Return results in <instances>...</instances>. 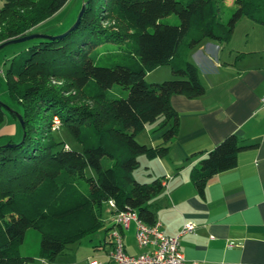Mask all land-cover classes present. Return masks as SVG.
Wrapping results in <instances>:
<instances>
[{"label": "trees", "instance_id": "16d2710c", "mask_svg": "<svg viewBox=\"0 0 264 264\" xmlns=\"http://www.w3.org/2000/svg\"><path fill=\"white\" fill-rule=\"evenodd\" d=\"M66 2L2 0L0 43L32 33L48 34L32 30ZM83 3L73 29L53 39L27 40L9 60L4 75L10 96L19 105L18 112H11L16 118L20 114L23 124L17 141L0 135V264L32 260L20 256L16 246L30 225L41 231V256L52 260L68 242L104 226L103 207H109L111 199L116 208L110 212L130 209L153 223L151 201L162 190V179L140 182L132 172L139 166L138 156L168 153L178 124L170 96L197 97L204 92L190 51L205 39L226 41L241 17L264 24V0H233L226 11L223 0ZM172 13L177 23L162 21ZM110 42L123 43L138 62L96 64L94 47ZM162 65L170 67L172 77L148 81L147 73ZM114 86L118 88L113 90ZM84 97L91 103L81 102ZM4 110L0 102V125ZM54 116L81 143L80 148L54 139L50 132ZM160 119L158 129L167 128L159 143L136 139L146 125ZM241 148L237 136L229 134L199 155L191 173L199 193L214 174L236 166ZM86 168L92 172L89 176L84 175ZM75 178L86 184L84 193L74 188Z\"/></svg>", "mask_w": 264, "mask_h": 264}, {"label": "crops", "instance_id": "0c3cea01", "mask_svg": "<svg viewBox=\"0 0 264 264\" xmlns=\"http://www.w3.org/2000/svg\"><path fill=\"white\" fill-rule=\"evenodd\" d=\"M189 58L204 92L197 97L170 96L178 124L168 153L144 160L146 180L161 178L163 184L151 201L155 219L167 235L176 234L186 221L195 223L193 232L180 237L188 263L264 264V24L241 17L226 41L205 39ZM171 77L169 67L161 78ZM161 120L146 125L143 143L161 141L167 128L158 129ZM229 134H235L242 147L236 166L214 174L199 193L191 179L193 167ZM111 214L105 207L102 236L92 246L94 256L85 257L88 264L91 259L115 264L108 241L113 229L121 233L126 253L143 251L136 244L134 222L122 228L112 222ZM39 258V264H51Z\"/></svg>", "mask_w": 264, "mask_h": 264}, {"label": "rangeland", "instance_id": "374dc122", "mask_svg": "<svg viewBox=\"0 0 264 264\" xmlns=\"http://www.w3.org/2000/svg\"><path fill=\"white\" fill-rule=\"evenodd\" d=\"M83 4V0H67L63 8L58 11L56 14L51 16L46 21L42 22L32 31L35 32H46L48 34L57 35L59 33L65 32L67 28H70L74 23L77 14ZM233 5V0H223V8L226 9L229 6ZM244 16V15H243ZM245 18V16H244ZM163 22L166 23H177V16L172 13L164 18ZM26 42L20 43H11L0 49V102L4 105V120L0 125V135L3 140L11 139L17 141L21 136V126L18 118L14 117L11 110L19 111V105L12 99L8 91L5 72L9 67V60L14 55L15 52L24 48ZM123 43H102L94 47L96 49V56L94 62L98 65H107L111 66L115 63L134 65L136 61L138 62L137 56L135 58L130 57L128 52L123 49ZM168 65H162L154 70L151 74L146 75L148 81H152L155 77H160L159 81H162V78L168 70ZM168 79V78H166ZM61 84L60 82H57ZM118 86H114L113 90H116ZM122 90V89H121ZM120 90V91H121ZM86 93V92H85ZM121 95H125L126 91L122 90ZM87 94V93H86ZM85 94V95H86ZM87 96V95H86ZM81 102L91 103L86 97L82 99ZM50 132L54 139L64 141L65 144L68 143L69 146L80 148L81 143L78 142L65 128L62 127L58 117L54 116L52 123L50 125ZM136 139L143 143V140H147L146 130L139 131L136 134ZM2 140V141H3ZM146 157L144 155L138 156L139 166L133 170L132 177L140 182H148L145 177L148 176V171L145 168L146 163L144 160ZM85 176H89L92 172L89 168L85 169ZM76 191L85 192L86 184L80 178H75V187ZM68 189V188H67ZM68 193L67 191L60 192L59 196ZM107 211L110 212V208L107 207ZM112 213V212H110ZM113 215V214H111ZM103 224H104V207H103ZM102 236V231H95L89 235H86L79 239L78 241L68 242L67 248L64 252L56 255L51 261V264H88V261L85 260L87 255L93 257V244H98V240ZM40 240H41V231L38 227L28 226L25 229L23 240L20 243H17V250L20 256L31 257L32 260H28L26 264H39V257L41 256L40 251ZM92 254V255H91ZM47 259L46 257H43ZM48 260V259H47Z\"/></svg>", "mask_w": 264, "mask_h": 264}, {"label": "built area", "instance_id": "2783aa9c", "mask_svg": "<svg viewBox=\"0 0 264 264\" xmlns=\"http://www.w3.org/2000/svg\"><path fill=\"white\" fill-rule=\"evenodd\" d=\"M260 102L264 107V94ZM108 204L110 209L116 208L112 199ZM113 214L112 222L122 228H128L130 222H134L136 244L143 248L137 254L126 253L121 233L113 229L108 241L111 243L110 258L115 264H197L194 261L188 263L180 248V237L194 231V222L186 221L176 234L167 235L162 231L158 220L148 224L139 219L133 210H116ZM89 264L100 263L91 259Z\"/></svg>", "mask_w": 264, "mask_h": 264}, {"label": "water", "instance_id": "95a60500", "mask_svg": "<svg viewBox=\"0 0 264 264\" xmlns=\"http://www.w3.org/2000/svg\"><path fill=\"white\" fill-rule=\"evenodd\" d=\"M84 8H85V3L82 4L78 14H77V17H76V20L75 22L72 24V26L69 28L70 29H73L76 24L78 23L83 11H84ZM66 32L62 33V34H58V35H55V36H51V35H48V34H43V33H32V34H28V35H25V36H20V37H16V38H11L9 40H6L2 43H0V49L8 44H11V43H19V42H24V41H27V40H30L32 38H41V37H44V38H48V39H53L55 37H60L62 35H64ZM17 118L19 120V123L20 125L22 126L23 124V121H22V117L20 114L17 115Z\"/></svg>", "mask_w": 264, "mask_h": 264}]
</instances>
